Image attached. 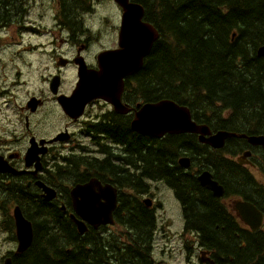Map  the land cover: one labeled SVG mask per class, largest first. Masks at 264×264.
Instances as JSON below:
<instances>
[{"label":"flooded vegetation","instance_id":"1","mask_svg":"<svg viewBox=\"0 0 264 264\" xmlns=\"http://www.w3.org/2000/svg\"><path fill=\"white\" fill-rule=\"evenodd\" d=\"M53 1L61 9L64 6L62 0ZM6 3L0 0V35L11 30L4 14ZM88 3V8L84 2L73 6V21L66 22L65 18H59L55 37L61 36V46L55 50L58 60L54 64V71L46 79L49 82L55 76L60 78L57 94L47 93L51 105L56 108L54 110L61 113L68 122L79 126V136L68 130V127L62 129L53 124L41 135L42 120L37 115L48 99L36 91L27 94L24 101L17 104L15 91L22 87L17 73H10L8 80L0 85V232L8 234L10 229H14L12 209L17 206L21 211L20 205H25L10 197V191L22 187L32 193L31 197L34 195V198L42 199V190L37 188V182L56 191L55 200L49 203L54 204V209L60 208L64 220L70 222L73 211L69 203V189L62 191L64 187L56 180L54 171L57 164L62 163L61 155L66 154L72 158V165L77 157L83 158L84 174L76 183L97 179L101 186L109 185L116 190V206L112 213L114 223L119 229H149L147 248H158L160 243L165 251L171 252L172 242L176 243L179 251L184 250L186 253V264H264V147L252 145L247 139L240 138L241 135L264 137L261 129L244 125L240 133L236 137L227 138L221 148H213L203 142L198 134H165L160 139L151 137L171 158L166 162L169 171L157 177L151 171L152 166L144 159L132 155L133 151L128 150L126 145L98 133L95 128L98 125H112L113 122L119 125L124 121L133 139L138 135L130 129L133 112L120 115L114 112L110 104L100 99L91 100L80 117L86 129L84 133L78 121L80 118H70L62 111L56 97H67L74 91L78 69L76 60L83 57V63L88 69L98 70L96 59L90 63L85 60L89 43L81 45L75 39V32L84 36L88 33L86 40H94L99 35L92 37L91 29L84 23V15L100 14L99 19L103 24L111 20L102 13L101 5L105 6L104 1ZM29 16L28 10H25L13 24L20 38L22 31L26 30L25 21ZM108 27L115 31L114 39L110 47L100 52L117 48L118 28L112 24ZM83 35H80V39ZM79 46L84 50V56L74 51ZM74 65L76 71L71 67ZM68 75L72 76L69 85L65 83V76ZM32 99L37 102L34 106ZM121 102L136 109L122 99ZM9 106L14 111L12 121L7 118ZM194 122L208 128L209 132L203 136L205 139L223 129L218 120L205 116L194 119ZM82 136H86V145H72L74 138ZM41 140H45L42 145ZM30 141H34V144L36 142L38 150H44L43 154L37 151L33 160L28 156ZM172 141L179 144L167 145ZM106 159L108 162L103 164ZM203 175L206 177L202 179ZM163 194L167 195L170 210L168 213L163 210L167 217L162 219L157 212H162L163 202L160 198ZM21 196L27 199V195ZM10 198L15 202L11 203ZM138 207L150 219L142 220L137 226H130L125 222V217L129 210L138 213ZM111 227L100 226L97 229L108 230ZM171 228L176 229L172 237L169 234ZM90 229L93 228L88 226L87 231ZM235 246L237 251L232 249ZM160 251L164 252L162 249Z\"/></svg>","mask_w":264,"mask_h":264},{"label":"trees","instance_id":"2","mask_svg":"<svg viewBox=\"0 0 264 264\" xmlns=\"http://www.w3.org/2000/svg\"><path fill=\"white\" fill-rule=\"evenodd\" d=\"M4 1L8 24L18 13L23 15L21 0ZM65 1L60 14L73 21L74 3L67 7ZM132 1L144 8V21L158 31L159 37L142 68L124 81L123 101L134 106L168 99L188 107L195 120L205 116L218 120L228 132L240 133L247 125L264 134V57L256 56V50L264 45V0ZM95 128L144 159L155 176L169 171L166 162L170 155L150 137L133 135L132 139L124 121ZM177 144L172 141L167 145ZM82 161L77 157L74 165L81 166ZM63 163L66 165L57 168V173L64 175H57L59 178L70 174L71 161L64 158ZM83 174H76L72 182H78ZM10 194L25 203L19 205L33 226L31 246L23 253H11L12 264H155L152 250L147 248L149 229L117 233L90 229L80 236L53 203L31 197L32 193L22 187ZM19 194L27 195V199ZM137 212L129 210L125 217L128 225L150 219L141 208ZM9 231L14 242V229ZM232 249L238 250L236 246Z\"/></svg>","mask_w":264,"mask_h":264},{"label":"water","instance_id":"3","mask_svg":"<svg viewBox=\"0 0 264 264\" xmlns=\"http://www.w3.org/2000/svg\"><path fill=\"white\" fill-rule=\"evenodd\" d=\"M112 1L122 11L118 31V49L98 56L97 71H89L82 62L77 61L79 69L75 91L69 98L57 99L63 112L70 118L76 119L82 115L86 103L93 99H101L111 104L117 114L125 115L133 111L130 129L139 135L160 138L165 134H200V139L213 148H221L227 138L236 137L234 134L221 131L213 136L210 135L207 139L203 138L209 132L208 128L193 122L187 107L168 99L143 105L137 104L136 109L128 108L121 103L124 79L142 68L144 59L149 55L159 36L152 25L143 21L144 10L141 5L131 3L129 0ZM257 56L264 57V45L258 49ZM58 83L56 78L51 81L52 94H56ZM240 137L246 138L252 145L264 147L263 136L241 135ZM31 145L28 156L33 160L37 150L33 142ZM205 177L203 175L201 178ZM36 185L42 190L44 201L49 202L55 199L54 190L39 182ZM69 197L74 213L70 218L79 235L86 233L87 226L96 230L100 226L113 225L112 213L116 206L114 188L109 185L101 186L96 179H91L83 184H75L69 191ZM13 218L16 226V253H23L31 246L32 227L18 207L14 208ZM3 264H12L11 259L6 258Z\"/></svg>","mask_w":264,"mask_h":264},{"label":"rangeland","instance_id":"4","mask_svg":"<svg viewBox=\"0 0 264 264\" xmlns=\"http://www.w3.org/2000/svg\"><path fill=\"white\" fill-rule=\"evenodd\" d=\"M48 3H51V1L32 0L31 5L26 1H24L23 3L26 6L30 5V7L28 8L30 18L36 21L37 27L40 30H43V36H41L40 38H35L32 35V31H27L24 32L22 34V37L20 38V36L16 35L18 31L17 27H15L14 25L10 27L11 30L5 35H0V85L4 81L8 80V78L10 77V73L12 75L17 73V77L22 84V87L15 91L17 104H21L27 94L36 91L41 92L43 97L46 100L48 99L44 108L41 109L37 115L39 119L42 120L40 123L42 124L41 135L49 130L50 125L53 124L58 128L61 127L62 129L68 127V130L76 134V136H79L81 134L79 126L74 125L73 122H68L61 113L54 110L56 108L51 105L50 97L47 93L49 82L47 85L46 79L54 71V64L58 60V56L57 54H55V50L60 49L61 46V36L58 35L55 37V35L57 34V32H55L57 31V23L54 21V14L56 11V8L54 11V7L56 4H54L53 6ZM72 3L74 2L71 0H67L66 6L70 7V5H73ZM101 6L103 7L102 12L113 19L115 10L112 8L110 3H105V6L103 4ZM84 17V23L91 29L92 37H95L99 34L94 40L90 38L86 40V38H88V33H86V36H84L83 34L75 32V39L79 40L81 45L89 43L88 52H85V60L86 62L90 63L96 59L97 54L102 51V49L108 48L112 45V38L115 31L112 28L108 27L109 23L104 22L103 24L100 21V14L87 13L86 15H84ZM109 22L111 23V20ZM112 25L117 27V21ZM36 34H38L37 30ZM80 35H83L82 39H80ZM74 51H78L82 56H84V50L81 46H79L78 48L75 47ZM71 67H73L74 71H76L75 65ZM71 77V75L65 76V83H67L68 85L71 82ZM7 118L11 121L14 119V111L12 110L11 106H9V110L7 111ZM78 121H80L82 129L85 131L84 133H86L85 126L82 123V119L80 118ZM77 144L78 146L86 145V136H82L81 138H74L72 145ZM82 169V166L72 165L70 166V174H68V176H65L66 178L57 177V175L64 176L63 174L58 173H56L55 178L57 179V181H59L62 187L67 189L75 179L76 174L82 172ZM71 176H73V178ZM160 199V201L163 202V209L162 212L157 213L158 217H162L163 219L164 217H167V215L163 214V210L168 213L170 210V204L168 202L166 194H163ZM171 214H173V211H171ZM108 230L109 233H117L118 231H121L123 229H119L115 225ZM175 231L176 229L172 228L169 230L170 237L173 236ZM172 244L173 250H171V252H169L168 250L165 251V247L162 248L160 243L158 245V248L154 247L152 249V256L155 264H186L185 251H179L180 248H178L177 244L173 242ZM13 247V244L7 239V236L0 232V259H3L6 256L7 252L14 250ZM161 249L164 252L160 251ZM170 255L172 256V258H170Z\"/></svg>","mask_w":264,"mask_h":264},{"label":"bare ground","instance_id":"5","mask_svg":"<svg viewBox=\"0 0 264 264\" xmlns=\"http://www.w3.org/2000/svg\"><path fill=\"white\" fill-rule=\"evenodd\" d=\"M263 46V45H262ZM262 46H260V47H262ZM259 47V48H260ZM258 48V49H259ZM258 49L256 50V56H257V51H258ZM258 57V56H257ZM261 126V125H260ZM222 132H228V131H226L225 129H222ZM228 133H230V134H234V135H237V134H239V133H237L235 130H233V131H230V132H228ZM145 164V163H144Z\"/></svg>","mask_w":264,"mask_h":264}]
</instances>
